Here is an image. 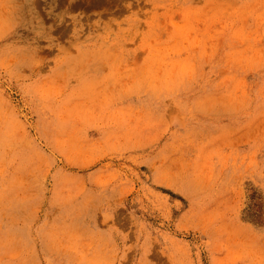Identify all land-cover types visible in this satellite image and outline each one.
I'll return each mask as SVG.
<instances>
[{
	"label": "rangeland",
	"instance_id": "obj_1",
	"mask_svg": "<svg viewBox=\"0 0 264 264\" xmlns=\"http://www.w3.org/2000/svg\"><path fill=\"white\" fill-rule=\"evenodd\" d=\"M0 264H264V0H0Z\"/></svg>",
	"mask_w": 264,
	"mask_h": 264
}]
</instances>
